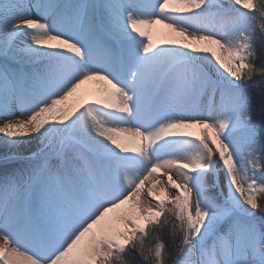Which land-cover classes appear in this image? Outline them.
Returning <instances> with one entry per match:
<instances>
[{
    "label": "snow or ice",
    "instance_id": "1",
    "mask_svg": "<svg viewBox=\"0 0 264 264\" xmlns=\"http://www.w3.org/2000/svg\"><path fill=\"white\" fill-rule=\"evenodd\" d=\"M0 149V264H264V0H0Z\"/></svg>",
    "mask_w": 264,
    "mask_h": 264
},
{
    "label": "bare ground",
    "instance_id": "2",
    "mask_svg": "<svg viewBox=\"0 0 264 264\" xmlns=\"http://www.w3.org/2000/svg\"><path fill=\"white\" fill-rule=\"evenodd\" d=\"M2 152H3V149H0V154H2ZM163 171V170H162ZM172 176H173V179H175V180H177V179H179L180 177L178 176L179 174L178 173H176L175 171H173L172 173ZM179 177V178H178ZM164 180H166V176L164 177ZM164 185L163 184H161L159 187H163ZM171 191V190H170ZM171 193V192H170ZM193 199H195V195L193 196Z\"/></svg>",
    "mask_w": 264,
    "mask_h": 264
},
{
    "label": "rangeland",
    "instance_id": "3",
    "mask_svg": "<svg viewBox=\"0 0 264 264\" xmlns=\"http://www.w3.org/2000/svg\"><path fill=\"white\" fill-rule=\"evenodd\" d=\"M178 176H179V175H178ZM179 177H180V176H179ZM179 177H178V178H179ZM180 179H181V178L177 179L176 181H177V182H180ZM170 192H171V193H170ZM173 194H174V191H172V190L169 191V195H173Z\"/></svg>",
    "mask_w": 264,
    "mask_h": 264
}]
</instances>
